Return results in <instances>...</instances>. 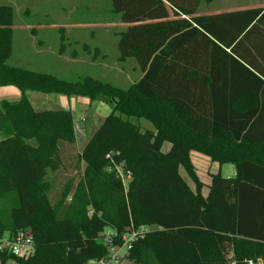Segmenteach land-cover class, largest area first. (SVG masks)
Returning a JSON list of instances; mask_svg holds the SVG:
<instances>
[{
	"label": "trees",
	"instance_id": "16d2710c",
	"mask_svg": "<svg viewBox=\"0 0 264 264\" xmlns=\"http://www.w3.org/2000/svg\"><path fill=\"white\" fill-rule=\"evenodd\" d=\"M109 1L125 26L118 61L142 73L126 89L10 66L14 11L0 5V88L20 93L0 101V235L27 230L34 242L2 264H88L106 255V231L131 224L152 228L132 264H264V9L198 16L205 0ZM28 91L112 108L79 155L80 181L54 204L47 175L60 145L76 142L73 115L35 111ZM191 152L234 165L235 177L211 176L204 198Z\"/></svg>",
	"mask_w": 264,
	"mask_h": 264
},
{
	"label": "rangeland",
	"instance_id": "374dc122",
	"mask_svg": "<svg viewBox=\"0 0 264 264\" xmlns=\"http://www.w3.org/2000/svg\"><path fill=\"white\" fill-rule=\"evenodd\" d=\"M263 1L211 0L208 2L205 0L199 4L196 15H213L228 10L230 12L237 9H250L261 6ZM0 5H9L14 11V58L9 60L8 64L10 66H18L36 73H48L59 79L71 82L82 81L86 77H91L121 89L128 88L138 80L140 70L133 59H127L124 63L118 61L117 42L119 34L124 32L125 28L119 23L120 15L114 13L109 0H9V3L6 0H0ZM36 23H41L42 25L63 23L82 26L68 28L62 32L59 29L52 28L41 30L39 34H44L48 37V40L43 45H39L38 41L34 44L33 41L31 42L27 38L26 41L22 38L21 41H18L21 35L26 34L23 30V25ZM62 47L66 50V54H69L68 56L59 55ZM73 52H76L77 58L75 59L76 62L72 64L68 60L71 59ZM51 53L57 54L56 56L60 59L65 58V63L53 60L56 63L51 64L52 70L46 68L48 65L45 62V58ZM121 68L125 69V73L119 76L117 70ZM132 68H135L136 71L132 70ZM6 88L12 87H2L0 92L1 90H6ZM25 96L35 111L55 110L58 105L59 108L63 107L60 106L62 95L28 91ZM2 98L0 95V101ZM3 100H6V98ZM8 101H14V99L8 98ZM84 101V99L78 98L70 106L74 120L76 142L73 145H60L61 167L57 171H49L47 175V179L51 184L49 197L53 204L58 198L60 191L67 184H71L74 189L80 181L83 164L79 163V155L92 134L98 129L112 109L111 106L100 101ZM84 103L89 106L85 107ZM63 108L66 111L68 110L66 107ZM139 123L144 129H152V126L146 121L140 120ZM169 150L170 144L164 143L161 149L162 153H167ZM192 159L198 168L200 180L203 183H210L209 176L205 171L206 168L202 166L203 163L198 162L195 158ZM213 166L215 167L212 169L216 173L215 168L218 165ZM231 167L230 164H225L222 167L221 175L223 178L229 175L226 173ZM179 174L188 187L194 186V183L182 168L179 169ZM208 190L207 188L204 191L205 195H207ZM6 264L16 263L9 260ZM125 264L132 263L126 262Z\"/></svg>",
	"mask_w": 264,
	"mask_h": 264
},
{
	"label": "crops",
	"instance_id": "0c3cea01",
	"mask_svg": "<svg viewBox=\"0 0 264 264\" xmlns=\"http://www.w3.org/2000/svg\"><path fill=\"white\" fill-rule=\"evenodd\" d=\"M6 2L7 3H9V0H6ZM2 4H5V3H2ZM252 8H263L264 9V1H263V3L261 4V6H259V7H252ZM239 10H242V9H237V10H235V11H239ZM245 10V9H244ZM226 12H229V10L228 11H226ZM230 12H233V11H230ZM222 13H225V12H222ZM215 14H217V13H215ZM55 25H42L41 23H36V24H26V25H23V30L26 32V34L24 35H21L20 37H19V39H18V41H21V38L22 39H24V41H26V38L30 41L31 40V42L33 41V43L35 44V42L37 43V41H38V43H39V45H43L47 40H48V37L46 36V35H44V34H39V32L41 31V30H47V29H49V28H52V29H59L61 32L62 31H64V30H66V29H68V28H74V27H80V26H82V25H75V24H63V23H54ZM122 27H124L125 28V26H123L122 25ZM13 28H14V26H13ZM28 33V34H27ZM28 35V36H27ZM63 40H65L64 38H62ZM56 53H57V51H56ZM58 54V53H57ZM56 54V55H57ZM56 55H54L53 53H51L50 55H48L47 56V58H45L46 60H45V62L47 63V67L46 68H48L49 70H52L51 68H52V63H56V62H54L53 60H55V61H58V62H60V61H62L63 63H65V58H62V59H60V58H58ZM59 55H61V56H68L69 54H66V50L64 49V47H62L61 49H60V51H59ZM71 55V54H70ZM55 56H56V58H55ZM14 58V47H13V37H12V55H11V58H10V60H12ZM77 58V55H76V52H73L72 53V57H71V59L70 60H68L69 62H71L72 64L74 63V62H76V59ZM19 62H20V60H18ZM17 62V61H16ZM122 63H124V62H122ZM256 64H257V66H259V67H262V68H264V66H263V63L262 62H259V64H258V62H256ZM15 67H18V66H15ZM19 68H21V67H19ZM23 69V68H22ZM132 70H134V71H136V69L135 68H132ZM116 71V70H115ZM118 72H117V74L120 76V75H124V73H125V69L124 68H121V69H119V70H117ZM35 72V71H34ZM140 72V74H139V76H138V80L141 78V76H142V73H141V71H139ZM46 74H48V73H46ZM49 75H51V74H49ZM52 76H54V75H52ZM56 77V76H55ZM0 95L3 97L1 100H3L4 98H6V100H8V98H10V99H14V100H18L19 99V97H20V93H19V91L17 90V89H15V88H6V90H1V92H0ZM76 99H78V97H74V98H67V97H65V96H62V98L60 99V106H63V107H66V108H68V110L67 111H69L70 110V112L72 113V109H71V103L72 102H74ZM80 99H84L85 101H87V99H85V98H80ZM62 101V102H61ZM70 101V102H69ZM84 101V102H85ZM31 104V103H30ZM85 107L86 106H89V105H87L86 103H84L83 104ZM31 106H32V104H31ZM59 106V105H58ZM57 106V109H55V110H58V109H60V108H62V109H60V110H64V108L63 107H58ZM55 110H51V111H55ZM66 111V110H65ZM169 144V143H168ZM195 154H197V155H201V154H199V153H196V152H191L190 153V160H191V163H192V165L194 166V168H195V172H196V175H197V177H198V179H199V181H200V183L202 184V189H201V195L205 198V197H207L208 196V193H209V190H208V193H207V195H205V193H204V191L205 190H207V188L209 189V186H210V184H211V176H213V175H215V174H222V167L224 166V165H219V164H217V163H213V162H211L210 161V159L208 158V157H206V156H203V155H201V156H197V155H195ZM192 158H195L198 162H202L203 164H202V166L204 167V168H206V173H207V175L209 176V180H210V183H203L201 180H200V177H199V175H198V168H197V166H196V164L194 163V161H193V159ZM208 163V164H207ZM213 165H218V167L217 168H215V172L216 173H214V169H212L213 167H215V166H213ZM231 165V164H230ZM232 167L230 168V170H227V173L226 174H229V175H226V177H224V178H227V179H231V178H234L235 177V175H236V169H235V166L234 165H231ZM226 169H228V168H226ZM212 172V173H211ZM222 176V175H221ZM209 184V185H208ZM189 188L193 191V192H195V184H194V186L193 187H191V186H189Z\"/></svg>",
	"mask_w": 264,
	"mask_h": 264
},
{
	"label": "built area",
	"instance_id": "2783aa9c",
	"mask_svg": "<svg viewBox=\"0 0 264 264\" xmlns=\"http://www.w3.org/2000/svg\"><path fill=\"white\" fill-rule=\"evenodd\" d=\"M125 183V180L122 179ZM152 228L146 226H133L125 230L122 234L106 231L103 235V242L107 248L106 255L88 264H125L127 256L132 249L134 242L150 232ZM34 242L30 231L22 230L13 235H0V264L3 255L16 258H26L33 254ZM245 264H263L262 261H248Z\"/></svg>",
	"mask_w": 264,
	"mask_h": 264
}]
</instances>
